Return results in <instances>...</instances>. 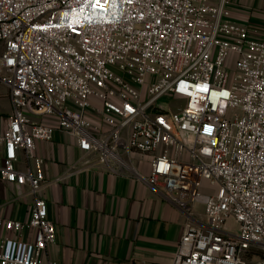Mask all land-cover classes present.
I'll return each mask as SVG.
<instances>
[{
  "label": "built area",
  "instance_id": "obj_1",
  "mask_svg": "<svg viewBox=\"0 0 264 264\" xmlns=\"http://www.w3.org/2000/svg\"><path fill=\"white\" fill-rule=\"evenodd\" d=\"M232 15L228 0H0V264H60L43 192L67 175L49 180L39 148L56 131L86 166L142 177L130 156H151L145 180L187 217L171 264H264V39ZM4 184L32 198L25 220L4 214Z\"/></svg>",
  "mask_w": 264,
  "mask_h": 264
},
{
  "label": "crops",
  "instance_id": "obj_2",
  "mask_svg": "<svg viewBox=\"0 0 264 264\" xmlns=\"http://www.w3.org/2000/svg\"><path fill=\"white\" fill-rule=\"evenodd\" d=\"M228 2L232 18L247 24L254 37L264 39V0ZM0 95L4 99L0 115L7 117L12 104L9 88L2 83ZM39 148L49 180L67 175L43 192L48 218L56 229V242L49 250L53 260L60 264L172 263L187 217L165 198L162 187L150 186L145 180L150 175L151 156H130L139 177L86 166L74 139L60 131L52 141L40 142ZM12 191L4 184V214L23 221L32 198L13 202Z\"/></svg>",
  "mask_w": 264,
  "mask_h": 264
},
{
  "label": "rangeland",
  "instance_id": "obj_3",
  "mask_svg": "<svg viewBox=\"0 0 264 264\" xmlns=\"http://www.w3.org/2000/svg\"><path fill=\"white\" fill-rule=\"evenodd\" d=\"M0 54H1V48H0ZM2 97H3V95H0V112H2L4 109V99ZM194 211L196 213L201 214L200 219L202 221H204V222L206 221L205 215L203 214V206L201 204H197L194 208ZM230 225H235L234 221H231Z\"/></svg>",
  "mask_w": 264,
  "mask_h": 264
}]
</instances>
